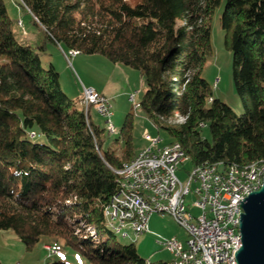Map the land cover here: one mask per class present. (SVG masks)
Returning a JSON list of instances; mask_svg holds the SVG:
<instances>
[{
  "label": "trees",
  "instance_id": "trees-1",
  "mask_svg": "<svg viewBox=\"0 0 264 264\" xmlns=\"http://www.w3.org/2000/svg\"><path fill=\"white\" fill-rule=\"evenodd\" d=\"M222 2L20 0L49 39L139 70L141 110L169 143L182 144L192 167L264 164V0H226L221 17L241 114L203 76ZM13 25L0 0V229L27 249L48 236L58 245H47L70 248L90 264H172L141 257L107 224L105 210L121 190L117 171L137 154L133 113L116 139L120 149L104 148L106 128L64 92L55 67L44 66L38 49L45 47L19 41ZM176 116L184 122L167 123ZM207 126L212 141L203 136Z\"/></svg>",
  "mask_w": 264,
  "mask_h": 264
},
{
  "label": "built area",
  "instance_id": "built-area-1",
  "mask_svg": "<svg viewBox=\"0 0 264 264\" xmlns=\"http://www.w3.org/2000/svg\"><path fill=\"white\" fill-rule=\"evenodd\" d=\"M21 22V21H20ZM71 55L75 54L71 50ZM214 80V89L220 83ZM138 93V92H137ZM137 93L130 100L141 108ZM86 114L94 113L108 122L110 133L116 132L111 122L113 104L110 98L93 88L84 87L80 99ZM150 142L129 174L122 180L126 200L115 195L112 216H106L109 227L124 232L129 238L142 235L141 226H148L154 213L170 214L183 226L190 224L184 245L178 238L162 240V245L180 264H238L237 252L242 246L241 214L246 197L264 182V167L252 168L212 164L192 167L188 181L180 180L179 166L190 160L178 153V141L164 143L162 138L146 134ZM232 173L244 174V181L232 182ZM143 215V222H136ZM52 254L58 252L46 245Z\"/></svg>",
  "mask_w": 264,
  "mask_h": 264
},
{
  "label": "rangeland",
  "instance_id": "rangeland-1",
  "mask_svg": "<svg viewBox=\"0 0 264 264\" xmlns=\"http://www.w3.org/2000/svg\"><path fill=\"white\" fill-rule=\"evenodd\" d=\"M5 2L10 16L14 19L13 29L17 39L25 44L45 47L44 50L38 49L43 64L47 68L51 65L55 67L60 74L62 88L71 99L75 101L80 99L84 87L88 88L91 85H95L97 91L111 99L114 112L111 122L116 127L115 133L110 134L108 122L94 114L96 123L106 128L104 148L113 146L120 149L122 143L116 142V139L120 137L121 129L130 112L133 113L132 143L136 153L150 145V142L145 139V135L148 133L155 138H162L164 143L171 141L168 132L157 127L141 108L135 109L134 102L130 100L132 93L138 92V101L144 95V82L139 70L114 63L102 54L78 53L72 56L71 50L64 43L49 39L46 31L32 21V14L20 4V0H5ZM225 8L226 0H223L213 17L211 34L213 56L206 63L203 76L213 87L215 78L220 77L221 81L214 90V95L241 114L244 112V107L233 78L234 54L226 48L225 35L221 25V17ZM27 33L29 35L25 36ZM80 105L82 106L81 102ZM182 122H184V118L176 116L167 123L179 124ZM203 136L212 141L208 126L203 128ZM35 140L42 142L44 138L38 137ZM191 169V160L179 166L177 174L181 181H188V173ZM149 227L150 232L137 238L130 231L131 238L120 232L117 233V239L123 243L134 242L139 255L147 260L175 261L173 260L174 255L161 242L165 239L178 238L185 245L188 239L187 230L170 214L158 212L152 215ZM49 242L55 246L58 245L48 236H43L33 249H27L12 230L0 229V264H47L56 260H66L69 264H90L86 258L63 245H60V251L53 245L59 253L52 254L45 244Z\"/></svg>",
  "mask_w": 264,
  "mask_h": 264
},
{
  "label": "water",
  "instance_id": "water-1",
  "mask_svg": "<svg viewBox=\"0 0 264 264\" xmlns=\"http://www.w3.org/2000/svg\"><path fill=\"white\" fill-rule=\"evenodd\" d=\"M242 207V246L236 255L237 262L264 264V182L246 197Z\"/></svg>",
  "mask_w": 264,
  "mask_h": 264
},
{
  "label": "bare ground",
  "instance_id": "bare-ground-1",
  "mask_svg": "<svg viewBox=\"0 0 264 264\" xmlns=\"http://www.w3.org/2000/svg\"><path fill=\"white\" fill-rule=\"evenodd\" d=\"M72 51L75 54L80 53L79 50H75L74 49ZM112 133H115V132H112ZM146 149L140 150L132 160H130L129 162L124 163L123 167L120 170L117 171L118 174L122 177V180L125 179V175L129 174V170H131V168L134 167L136 162L139 160V156H141L142 152L144 150H146ZM178 153L187 154L186 151L184 150L183 146H178ZM209 164L210 163H205V164H203L201 166H208ZM212 164H223V163H212ZM251 166H252V168H260V167H264V164L252 163ZM241 181H244V174H242V173H232V182H241ZM116 195H119V200H126V193H124L123 184H121V190ZM114 206H116V198H115V196L112 198L110 204L107 206V208L105 210V215L106 216H112V210L114 209ZM136 222H143V215H136ZM183 227L187 231H190V224H183ZM110 228L113 231H115L116 233H120L118 230H115V228H113V227H110ZM146 232H148V226H141V233L144 234ZM122 233H123V235L127 236V234H124V232H122ZM241 237H242V233H241ZM56 253H59V251L56 252ZM172 264H180V263H179V260H175V261L172 262Z\"/></svg>",
  "mask_w": 264,
  "mask_h": 264
},
{
  "label": "crops",
  "instance_id": "crops-1",
  "mask_svg": "<svg viewBox=\"0 0 264 264\" xmlns=\"http://www.w3.org/2000/svg\"><path fill=\"white\" fill-rule=\"evenodd\" d=\"M27 35H29L28 33L25 35V36H27ZM88 88H94V89H96V87H95V85H91V87H88ZM97 90V89H96ZM81 99V98H80ZM93 115H94V113H93ZM96 115V114H95ZM98 116V115H97ZM99 118H101L100 116H98ZM46 244V243H45Z\"/></svg>",
  "mask_w": 264,
  "mask_h": 264
}]
</instances>
